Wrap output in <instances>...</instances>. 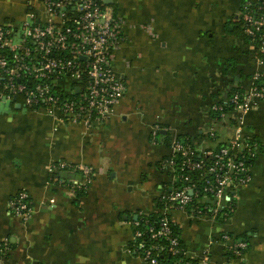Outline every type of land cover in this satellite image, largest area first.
Instances as JSON below:
<instances>
[{
	"label": "crops",
	"instance_id": "crops-1",
	"mask_svg": "<svg viewBox=\"0 0 264 264\" xmlns=\"http://www.w3.org/2000/svg\"><path fill=\"white\" fill-rule=\"evenodd\" d=\"M233 2L115 0L124 40L114 67L127 91L104 122L87 126L11 102L0 106V237L12 242L5 264H147L134 248V223L153 213L176 225L186 259L207 253L208 264H264V98L244 112L243 134L255 138L257 156L250 182L225 190L221 207L231 208L229 216H200L166 201L176 184L167 165L171 141L190 138L201 150L230 141L243 112L217 120L216 107L264 71L255 45L235 33ZM10 3L18 17L9 24L38 5ZM59 162L90 166L85 187L69 185L81 177L53 168ZM22 190L34 206L26 221L10 208ZM226 232L247 242L240 255L221 239Z\"/></svg>",
	"mask_w": 264,
	"mask_h": 264
},
{
	"label": "built area",
	"instance_id": "built-area-1",
	"mask_svg": "<svg viewBox=\"0 0 264 264\" xmlns=\"http://www.w3.org/2000/svg\"><path fill=\"white\" fill-rule=\"evenodd\" d=\"M26 17L19 23L0 24V103H20L34 112L48 113L62 122H104L113 113L127 91V85L114 67L115 51L124 40L122 21L111 4L105 0H37ZM241 27L249 43L255 45L257 54H264V0H245ZM260 59H263L259 56ZM264 71L257 70L251 87L243 93H235L227 100L232 111L238 113L235 133L228 144L219 148L198 149L193 143L179 138L171 141L172 156L167 165L172 169L176 182L166 201L170 207L185 208L200 195L190 181L191 172L205 170L211 177L204 182L203 207H196L200 216L222 214V198L225 190H235L251 180V166L257 156V142L243 134L245 111L264 98ZM223 106L216 109L223 110ZM227 113H221L225 117ZM161 132L156 125L154 137ZM208 136L214 139L216 131ZM204 155L209 160L202 159ZM53 168L68 169L81 178L75 179L76 188L85 187L93 169L87 165H71L59 162ZM83 179V180H81ZM193 191V193H191ZM33 204L25 190L10 201L12 212L23 221L33 213ZM146 214H143L145 216ZM143 219L135 221V246L143 248L142 257L147 264H159L158 255L165 249L174 254H185L180 237L175 235L171 219L163 214L157 225L147 229L148 238L164 243L146 247L138 242L144 235L139 229ZM148 223V221H145ZM221 239L240 255L247 242L236 241L229 233ZM227 244V245H228ZM12 250L8 237H0V264H5ZM209 256L203 255L197 264H208ZM184 261V259H183ZM183 264H192L186 260Z\"/></svg>",
	"mask_w": 264,
	"mask_h": 264
},
{
	"label": "trees",
	"instance_id": "trees-1",
	"mask_svg": "<svg viewBox=\"0 0 264 264\" xmlns=\"http://www.w3.org/2000/svg\"><path fill=\"white\" fill-rule=\"evenodd\" d=\"M7 24V23H6ZM15 24V23H14ZM235 33L236 34H240V35H243V37L245 38V41L247 43H249V40L244 36V33H243V28L241 27V23H240V20H238V23L237 25H235ZM258 55L264 59V54H259ZM264 80V79H263ZM264 84V81H260L257 83L258 86H261ZM245 90L242 88V87H236L232 90L231 94L229 97H231L233 94L235 93H243ZM221 105L224 107L223 110H218L216 109V111L214 112L215 113V118L218 120L219 118H221V113H228L229 111H232V107L229 106L227 103H223L221 102ZM218 134L217 136L214 138V139H210L211 140H217L218 139ZM180 140L182 141H185L187 143H192V139L190 138H184V137H181L179 138ZM250 142H256L255 138L253 137H250L248 139ZM230 141H225V142H221L218 146L215 147L216 148H219V146H221L222 144H228ZM202 159H206V161H208L209 159L206 158V156L202 155L201 156ZM64 170H69L68 169H64ZM70 171V170H69ZM211 177L210 174H208L205 170H197V171H194V172H191V178H190V181L189 182H186V183H192V184H195L196 185V189L195 190H199L200 192V195H198V197H195V199L193 200V202L191 203V205H189V208H194L196 209V207H203L205 204H202L200 203L201 200L203 199V195H204V182H205V179L206 178H209ZM79 178V177H78ZM69 181V185H72L71 182L73 180L70 181V179H68ZM184 183L181 182V181H178L176 182L175 186H181L183 185ZM79 191H84V190H79ZM210 199H207V201H209ZM233 207V205H232ZM227 212L228 213V216L229 214L231 213V208H224L223 212ZM163 214L161 213H153V214H146L145 216H141L138 218V220H141L143 219L142 223L140 224L139 226V229L141 231L144 232V235L141 239L137 240V245H138V242H146L145 246L148 247V248H151L153 246V244H156V243H164L166 244L164 241L162 240H151L148 238V233H147V229L150 225H157L159 220L162 218ZM219 216H221V218H223L224 216H222V214H219ZM145 221H148L145 222ZM171 225L174 229V232H175V235L179 236V232H178V229L176 227V225L171 221ZM180 244H181V247L184 249V246H183V243L180 239ZM167 245V244H166ZM134 248H136L135 246V243H134ZM137 249V248H136ZM138 251L143 254V248L142 249H139L138 248ZM158 259H159V264H183L186 260L190 261L192 264H197V260H190V259H186L185 258V255L184 254H174L172 253L170 250L168 249H165L163 252L160 253V255H158ZM184 259V261H183Z\"/></svg>",
	"mask_w": 264,
	"mask_h": 264
},
{
	"label": "rangeland",
	"instance_id": "rangeland-1",
	"mask_svg": "<svg viewBox=\"0 0 264 264\" xmlns=\"http://www.w3.org/2000/svg\"><path fill=\"white\" fill-rule=\"evenodd\" d=\"M15 1H17V0H0V21H1V23H5V22H7V20L10 21V20H12L11 18H17L18 17V16L14 17V15L11 14V12H12L11 10L14 9L15 7L10 2H15ZM124 8L129 10L131 7H130V5H127V3L125 2ZM17 20H19V19H17ZM4 103L5 102L0 103V106H3Z\"/></svg>",
	"mask_w": 264,
	"mask_h": 264
},
{
	"label": "flooded vegetation",
	"instance_id": "flooded-vegetation-1",
	"mask_svg": "<svg viewBox=\"0 0 264 264\" xmlns=\"http://www.w3.org/2000/svg\"><path fill=\"white\" fill-rule=\"evenodd\" d=\"M244 3H245V0H234L232 5H233V8L236 9V11L234 12L233 17H232V22H233L232 25L233 24L237 25L238 20H240Z\"/></svg>",
	"mask_w": 264,
	"mask_h": 264
},
{
	"label": "water",
	"instance_id": "water-1",
	"mask_svg": "<svg viewBox=\"0 0 264 264\" xmlns=\"http://www.w3.org/2000/svg\"><path fill=\"white\" fill-rule=\"evenodd\" d=\"M105 2H106L107 4H114L115 0H105ZM16 106H17V107H20L21 104H20V103H17ZM191 193H193V191H191Z\"/></svg>",
	"mask_w": 264,
	"mask_h": 264
}]
</instances>
